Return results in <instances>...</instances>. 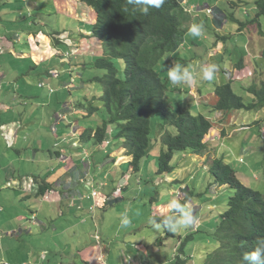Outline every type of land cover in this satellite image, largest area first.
I'll list each match as a JSON object with an SVG mask.
<instances>
[{"label": "crops", "instance_id": "1", "mask_svg": "<svg viewBox=\"0 0 264 264\" xmlns=\"http://www.w3.org/2000/svg\"><path fill=\"white\" fill-rule=\"evenodd\" d=\"M193 10H196L195 6ZM53 15H57L59 20L69 17L75 19L80 23V26L76 31L53 29L54 33H51L49 23L55 19V17L50 18ZM196 16L198 17V15ZM96 19L95 9L82 0H0V175L8 178L6 185L10 188L7 195L0 193V214H3L2 211L6 206L21 209L25 215H29L28 211L33 214L34 220L27 219L25 215L14 219L19 224L16 228L10 229L14 230L12 234L15 236L17 233L23 235L27 230L32 234L37 229L53 228L55 223L51 224V216L56 212H61L68 219L63 220L62 231L59 232L60 235L57 238L60 242H66L67 247L71 241L68 239V232L76 227L78 237L73 239V242L82 246V239L85 237L82 232H86L85 226L89 222L88 219H92L94 223H91L90 226L93 227V232L95 231V239L90 234V239H94L93 242H86L87 244L84 246L77 247L79 260L84 264H104V262L109 264L106 261L109 259L107 257H110V254L117 256V253L112 251L115 247H110L109 242L104 239L109 235L110 237L107 238L111 243L115 242V238L124 237L126 239L124 242L127 243L126 249L122 248L119 253L125 261H131L130 264H147L145 254L147 249L144 242L135 241L137 234H134L136 230L133 229L136 226L141 227L138 222H131L125 228L120 225L114 234L111 232L112 228L106 227L109 214L112 212L121 213V207L126 205L120 204L110 209L107 208L129 199L131 193L129 187L134 177L139 175L130 164L131 157L127 155L126 149L122 146L118 148L119 144H117L116 148L111 150L110 144L108 150L104 151L101 146L89 140L95 146L96 155L92 157V154H88L90 157L86 158L74 149L77 148L75 144H68L69 127L74 129V132L79 136L78 147H82L86 142L81 139V134L86 131V128L79 126L77 120H70L69 117L71 114H86L82 106L78 108L76 105L79 106L81 103L79 101L92 99L96 95L94 85L86 83V81L77 83L76 85L83 91L79 94L80 97L70 103V108L67 110V106L60 104H63L61 92L66 87L71 89L72 82H66L58 68L55 70L52 67L53 70L45 71L39 69L43 63L49 60L54 61L56 57L61 61L57 59L55 64L57 62L61 65L66 62L73 64L72 60L67 59L69 56L66 54L73 55L75 53V55L85 58L88 54L93 53L91 50H93L94 44ZM215 21L218 22L217 19ZM223 22L222 27L229 24L226 19ZM56 25L57 23L54 24V26ZM238 30L247 32L246 29L241 31L239 28ZM259 33L261 34L259 38L254 34L252 36L255 37L253 42H257V46L259 44L261 47L264 46V31L261 30ZM261 38L262 42H260ZM100 41L102 40L99 38L96 43L101 47L103 53V45H100ZM65 47H68L69 50L68 48L62 50ZM214 48L217 49L218 45L215 44ZM248 48L252 50L249 45ZM254 49L255 52H259L258 48ZM217 51L221 53L222 49L219 48ZM260 52L264 55L262 48ZM90 56L92 57V55ZM199 61L200 56H198L195 65ZM204 65H208V62H205ZM41 74H47L50 78L40 80V83L37 84L39 88L35 83ZM200 81L198 78L193 81L192 90L195 93L200 91L198 89ZM58 91L61 95L57 94L55 98L54 93L56 94ZM98 93L100 94V89ZM215 93L212 91L210 95H207L209 101H199L202 103L211 102L212 99L217 98ZM198 98H203V95ZM215 102L212 104L214 105ZM41 107L44 109H40ZM60 107L62 108L58 111ZM261 111L264 113V110ZM211 119L214 126L205 139L207 150L209 148L215 150V147L212 146L214 141L222 139L226 132V115L224 117L222 112H217ZM257 122H261L264 129V119ZM159 149L157 145L145 163L149 162L152 156L156 160ZM103 154L107 156L103 157ZM206 159L205 153L201 155L187 153L177 159L178 164H176L174 172L170 173L168 177H164V179L168 178L166 181H171L173 184L170 190L173 199L179 200L183 195L187 196V193H191L189 184L181 179L183 170L188 168L193 175L197 171L195 167H198L196 162H200V167H203L206 164ZM188 160L190 163L185 166L184 163ZM178 169L180 172L177 171ZM49 170L58 173L52 182L49 178H45V174ZM32 171L34 173H30ZM180 181L182 183L178 191L179 188L177 189L174 185ZM44 182L49 183L50 187L41 193ZM224 186L227 185L224 184L216 188ZM94 191H98V194L94 195ZM5 201L6 205L3 204ZM190 202L191 205L189 202L187 204L193 211L194 204L192 201ZM168 204L167 202L161 204V207L167 209L165 215L171 214L167 207ZM102 216L101 231L99 218ZM54 229L58 228L54 227ZM163 233L165 237V232ZM129 235H133V237H129ZM45 251L39 246L37 250L39 257L36 261L32 260L34 264H44L45 261H49ZM53 251L61 252L63 248L61 250L56 248ZM27 257L19 259L18 263H29L31 259L30 256ZM62 257L61 264H65L67 260L65 252Z\"/></svg>", "mask_w": 264, "mask_h": 264}, {"label": "rangeland", "instance_id": "2", "mask_svg": "<svg viewBox=\"0 0 264 264\" xmlns=\"http://www.w3.org/2000/svg\"><path fill=\"white\" fill-rule=\"evenodd\" d=\"M192 1L193 3L197 2V5L200 4V9H196L194 13L192 12V14L198 15V19L194 18V23H203L205 33L203 36L195 38L187 34L184 44L174 55L177 56L179 64L188 67L190 70L193 68L198 70L199 66H203L205 62H208V64H215L218 67V72L215 74V79L212 81H204L201 79L200 75L196 76L195 78L201 80L198 85V89L200 91H196L197 89H194L196 93L192 90L193 82L191 84L182 85H172L170 83L171 87L168 92V96L176 108H191L194 112H201L212 118L213 115L217 113V111L212 107V103L215 102L218 97L207 103H202L200 101H209L207 95H210L212 91L215 93L216 87L219 84L228 82L230 80H228V78H230L231 75V78H234V80H232V85L235 92L240 95H244L245 100L248 102L252 101L254 96L247 92L245 88L254 81L261 82L264 80V55L260 52L261 48L262 51L264 50V46L259 47V44L257 46V42H253L255 37L252 36V34H254L257 38H259L261 36L259 32H261V30L264 31V14L258 18L259 21H256V24L251 22L253 19L258 17V0ZM208 7L212 9L218 8V10L222 13V15L218 16L220 18L224 16L226 17L228 14L230 19L235 16L236 18L245 21V26L241 25L239 22L229 20V24L227 26L219 28L215 21V16L208 13ZM54 17L55 19L51 20L49 23L51 33H54L53 29L58 31H63L65 29V31L68 32L71 30L76 31L80 26V23L77 20L70 19V17L68 19L64 18V20H59L57 15H53L52 17L50 16V18ZM55 23H57L56 26H54ZM223 23H221V26L224 25ZM240 27H244L247 32L237 31ZM215 28L217 30L216 32ZM223 36H226V38L224 39ZM93 38L94 44L93 50L91 51H93L94 55H101V47L98 43H96L99 41V38L95 33ZM262 41L263 39L261 38L260 42ZM100 43V45H103L102 41H100ZM215 44L218 45L217 49L214 48ZM248 45L252 50H249ZM67 48L68 47H65V49L62 50H67ZM219 48L222 49L221 53H218L217 51ZM254 48H258L259 52H255ZM211 52L213 54H211ZM93 53H90V55H93ZM66 55L69 56L67 59L73 61V64L70 62H66L64 65H61L58 62L55 64L58 59L56 57L54 61L49 60L46 63H43L41 67L39 66V69L42 71L52 69V67H54L55 70L58 68L65 81L69 83L72 82L73 85L71 86V89L66 87L61 92L63 95V104L60 103L61 106L65 105L68 107L67 110H69L70 103L74 102L75 98L80 97L79 94L83 91V89L76 84L80 82L83 83V81L94 85L95 94L98 97L96 102L99 103L101 101L99 98L103 94V85L98 82H87L89 77L93 75L92 71L97 70L98 73L99 70L84 67L85 60H91L88 62H92L93 57L89 54L85 58L79 57V55H75V53H73V55ZM198 56H200V61L195 65V61ZM167 59L168 56H166L163 61H166V64L168 65L169 63ZM58 61L61 60L58 59ZM120 61L123 73L124 60L120 59ZM242 61H244L243 67H241ZM101 72L103 76L105 71L101 70ZM95 74L96 73H94V75ZM162 74L165 75L166 72ZM55 75L56 73L54 72V76ZM47 78H50L47 74H41L37 78L35 83L36 86H38L37 84L40 83V80H47ZM99 89L101 90L100 95L98 93ZM58 92L56 94L54 93L55 98L57 94L61 95V93ZM87 94L90 95V93ZM201 95H203V98L199 99L198 97H201ZM79 102L88 103L85 99ZM76 107L79 108L78 104ZM61 108L62 107L58 108V111H60ZM40 109L44 108L41 107ZM230 112H232L230 117L226 115V118H228L230 122L226 124L224 137L214 141L212 146L215 147V150L213 148H209L208 150L206 149L207 152H205V155L207 156V161L205 166L200 167V162H196V165L198 166L197 168L195 167V170H197L196 173L192 175L187 167V169L182 172L181 179H183V182L189 184L192 192V195L189 197L190 201L194 204V211H192L194 223L192 226L176 232V236L164 237V228L161 227L156 229L150 223V221L156 217L159 218L165 215L167 209L161 207V204L165 202L169 203L173 199L170 191L173 184L171 181H166L168 178L164 179V177H168L169 174L162 175L157 173L158 165L157 161L154 160V156H152L149 162L147 161L142 164V171L139 172L141 173L139 174L140 177L137 179V176H135L132 180L129 187L131 190L129 199L107 208L110 209L119 206L120 204L126 205L121 207V213L112 212L108 216L106 227L112 228V234H114V232L120 227L121 219L124 215H126L131 222L139 223V226L141 227L136 226L134 227L135 229H133L136 230L134 234H137V239L135 241L144 242L147 249L145 253L147 257V264H174L178 260V248L181 244V240H184L190 232L194 233L195 238L191 239V243L187 247V255L190 259L188 264H203L207 252L217 248L218 241L216 240L215 235L218 227L217 225L221 220V214L226 211L228 207L227 200L234 194V190L228 186H224L219 189L216 188L217 186L215 184L214 175L208 168V164H210L214 158H223L238 172V176L244 184L260 190L264 194V129L262 123L257 122L258 120L264 119V113L261 110L256 111L244 109L233 110ZM105 116L106 109L102 106L99 111L91 117H88L83 113H78L76 115L71 114L69 119L77 120L76 122H78L79 126L83 128H89L90 126L94 128ZM161 116L162 114H158L156 117L161 118ZM156 117L154 118V127L151 134L154 142L157 141L160 134V126L158 122H161V119H156ZM227 122L228 121H226V123ZM68 130V133L70 134L68 144H75L77 148L74 149L83 154L82 157H90L88 154H92V157L96 155L95 146L92 143L86 141L83 143L82 147H78L80 141L78 134L70 127ZM112 139V146H114L116 145L115 139ZM68 151L71 152V150ZM179 154L180 153L178 152L176 156ZM105 156L107 155L103 154V157ZM176 156L174 158V165L178 164ZM189 163L190 161L188 160L184 163V165L187 166ZM177 171L180 172L179 169ZM30 173H34V171ZM2 174L4 173L2 172ZM57 175V171L51 172L49 170V172L45 174V178H49L50 182H52ZM7 180L8 178L6 176L0 175V193L5 195L10 192V188L6 185ZM181 183L182 181L179 183L177 182V184L174 185L177 189L179 188L178 191L181 188ZM124 191L125 189L123 190V193ZM184 197L185 195H183V198ZM3 204L6 205V201ZM103 206L104 204L102 207ZM2 213L3 214H0V264H23L18 263L20 262L19 259H23L27 256H30L31 261L26 264H34L32 260L36 261L39 257V253H37L39 246L40 248L45 249V253L48 254L49 261H45L44 264H61L63 262L62 254L64 252L65 258L67 259L65 264H84V262L78 259L77 247L81 245L73 242V239H77L78 237L76 234L77 227L68 232V239H71L68 243V247L66 242L58 241L57 237L60 235L59 232L62 231L63 220L68 219L66 215H63L61 212H56L51 216V224L54 222L55 226H53L58 229H54V227L45 228L44 230L37 229L32 234L28 233L27 230L23 235L17 233L14 236L12 234L14 230L10 229L19 226L18 222L14 219L19 218L18 216L25 215V212L12 206H6ZM28 213L29 215H25L27 216V219L31 218L34 220L32 217L33 214L29 211ZM88 220L89 222L85 226L86 232H82L85 236L82 239V246L87 244L86 242H93L95 239V231L93 232V227L90 226V224H93L94 222H92V219ZM43 221L45 222V220ZM102 222L103 216L102 218H99V228H101V231ZM90 234L94 236V239H90ZM180 234L182 235L181 239L179 237ZM107 237L110 236L108 235ZM107 237H104V239L109 242L110 247H115L112 251L113 253H117V256L110 254V257H107L109 259L106 261H108L109 264H130L131 261H125L123 256L119 254L122 248L126 249L125 245L127 243H124L126 239L124 237L115 238V242L111 243ZM129 237H133V235H129ZM56 248L59 250L63 248V251L54 252L53 249ZM183 258L185 259V257ZM106 263L107 262H104V264Z\"/></svg>", "mask_w": 264, "mask_h": 264}, {"label": "trees", "instance_id": "3", "mask_svg": "<svg viewBox=\"0 0 264 264\" xmlns=\"http://www.w3.org/2000/svg\"><path fill=\"white\" fill-rule=\"evenodd\" d=\"M82 1L97 13L94 31L104 46L101 55H92V62L85 60L84 67L99 70L98 73L97 70L92 71L93 75L87 82L103 85V94L99 98L102 102L97 103L95 95L86 100L88 103L81 102L79 107L84 108L88 117L95 115L102 106L106 109V116L99 124L86 128L81 134L82 141L91 140L105 150L110 144L111 150L117 144L118 148L124 147L136 174H141L142 164L157 145L160 148L156 159L157 173L162 175L174 172V158L178 152L177 159L187 153H205V139L214 126L211 117L191 108H176L168 96L171 87L167 79L168 68L179 62L174 54L184 44L194 18H198L192 14L195 10L189 8L192 0L187 4L184 0H166L161 8H152L147 15L129 5L127 0ZM257 6L258 17L251 21L253 23L264 14V0H258ZM225 18L243 26L246 23L235 16L230 19L227 14L226 17H218L220 28ZM240 30L243 31L244 27ZM166 56L168 65L163 61ZM120 59L124 60L123 73ZM241 63L243 67L244 61ZM101 70L105 71L103 76ZM164 72L165 75L162 74ZM232 80L216 87L218 99L212 107L217 112L230 117L233 110H264V80L254 81L245 88L254 96L249 102L244 95L235 92ZM158 114H162L161 118L156 117ZM155 117L161 119L156 142L151 136ZM226 121V124L230 122L228 118ZM112 138L115 139L114 146ZM208 165L216 186L226 184L234 194L228 198V207L217 225L218 246L207 252L203 264H241L243 253L252 251L256 241L264 238V194L244 184L238 172L223 158H214ZM136 176L138 179L139 175ZM42 186L41 193L50 187L47 182ZM191 195L192 192L187 193V200ZM185 201L186 198L180 203L185 204ZM163 217L155 220L159 222ZM164 232L165 237L176 236V232L165 228ZM179 237L182 238L181 235ZM194 238V233L190 232L181 240L178 260L174 264H188L187 247Z\"/></svg>", "mask_w": 264, "mask_h": 264}, {"label": "clouds", "instance_id": "4", "mask_svg": "<svg viewBox=\"0 0 264 264\" xmlns=\"http://www.w3.org/2000/svg\"><path fill=\"white\" fill-rule=\"evenodd\" d=\"M188 1L189 0H184L186 4L188 3ZM165 2L166 0H127V3L129 5H133L144 15H147L152 8H161L165 4ZM199 5H197V3H193L189 8H193L195 6L196 9L199 10ZM209 8L210 7H208V9ZM219 13L220 10H218V8H213V12L210 14H213L215 17H217L216 19H218ZM204 33L205 27L203 23H194L188 28V34L194 38L201 37L204 35ZM217 72L218 67L215 64L199 66L198 70L196 68L190 70L188 67L174 62L173 65L168 68L167 79L172 85L191 84L194 81L196 75H200L201 79H203L204 81H212L215 79V74ZM231 77L230 79L234 80V78ZM177 194L180 195L179 193ZM185 198L186 203L181 204L180 201H183ZM187 198L188 196L185 195L184 198L182 196V198H180L179 200H171L167 206L171 214L164 216L163 219L159 222H157L155 219L151 220L150 223L153 225V227L156 229L163 227L167 231L175 233L180 231L181 229H186L192 226V224L194 223V217L192 208L187 204V202L190 203V199L187 200ZM130 224L131 220L126 215L122 216L121 226L127 227ZM241 264H264V238H260L256 241L252 251L243 253Z\"/></svg>", "mask_w": 264, "mask_h": 264}, {"label": "built area", "instance_id": "5", "mask_svg": "<svg viewBox=\"0 0 264 264\" xmlns=\"http://www.w3.org/2000/svg\"><path fill=\"white\" fill-rule=\"evenodd\" d=\"M208 12L212 13L213 12V9L209 8L208 9ZM97 193H98L97 191H94V195H97Z\"/></svg>", "mask_w": 264, "mask_h": 264}]
</instances>
